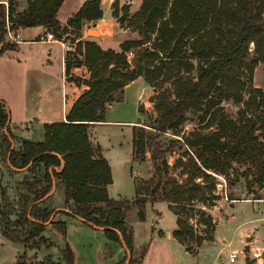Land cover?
<instances>
[{"label":"trees","instance_id":"trees-1","mask_svg":"<svg viewBox=\"0 0 264 264\" xmlns=\"http://www.w3.org/2000/svg\"><path fill=\"white\" fill-rule=\"evenodd\" d=\"M101 1L86 0L63 25L56 19L63 0H25L21 11L16 9L19 0H6L7 8L0 2V52L13 48L14 42L6 41L7 32L20 28L41 26L56 37L78 34L85 22L102 18ZM129 25L138 37L121 41L118 50L86 40L75 55L65 57L67 80L87 88L65 120L43 124L40 140L22 138L12 148L9 110L0 100L5 160L22 173L16 201L0 187V233L5 238L29 249L51 247L52 241L43 234L46 227L51 225L64 234L65 219L72 217L102 229L108 240L131 252L129 212L137 207L136 216L142 221L146 206L166 202L176 216L173 237L187 252L196 254L203 241L213 240L216 221L205 210L193 207L195 203L215 205L219 199L215 175L227 178L235 164L249 166L252 178L247 187L256 184L262 191L257 198L264 199V92L246 88L256 65L261 63L264 69V0H141ZM128 52L137 58L134 67ZM79 66L87 70L86 80L71 73ZM139 76L158 96L152 122L131 128V159L143 161L149 152L153 172L147 179L135 180L131 199L111 198V167L89 131L105 121L109 105L121 101L125 85ZM222 101L242 102L235 119L223 113ZM197 112L206 128L215 126L212 131L164 138L169 130L177 131L188 113ZM178 150L186 157L176 162L180 180L170 174L167 161V155ZM54 186L62 189L65 209L56 210L49 203ZM14 211L17 218L11 222ZM195 211L206 227L204 233L197 234L188 222ZM13 264H74V254L65 242L59 260L47 257L36 262L23 251Z\"/></svg>","mask_w":264,"mask_h":264},{"label":"rangeland","instance_id":"rangeland-1","mask_svg":"<svg viewBox=\"0 0 264 264\" xmlns=\"http://www.w3.org/2000/svg\"><path fill=\"white\" fill-rule=\"evenodd\" d=\"M19 1L23 3L24 0ZM0 2H3L4 7L7 8L6 0H0ZM140 4L141 0H110L111 17H113L117 25H115L114 28V37L117 39L118 43L126 39H135L138 37V31L129 24L132 14L138 10ZM103 7L106 8L107 5L104 4ZM89 32L94 33L95 31L89 29ZM76 35V33H69V35L63 34V41L66 47H69L66 57L75 55L80 48L79 44L81 42L76 41ZM6 36L7 40L11 41L8 34ZM76 78L82 80L80 77L76 76ZM242 80H245V78ZM147 85L150 87V92L143 103L138 105V113L141 116L137 125L142 123L150 124L156 116L154 106L158 91L148 83ZM164 86H168V84L166 83ZM248 86L260 88L264 92V69L261 63L256 65L251 82H246V88ZM245 96L246 93L244 91L242 101H245ZM129 99L127 98V101L129 105L132 106L133 96L131 100ZM220 105L223 108V113L229 119H235L238 110L243 106L242 102L235 103L232 101H222ZM200 115V112L194 114L188 113L185 121L177 131L173 132L169 130L168 133L164 135V138H179L180 136H187L191 132L207 133L212 131L215 126L213 125L206 128L205 121H201ZM14 121L15 110L11 123L12 127L10 128L14 134L12 148H17L22 138L28 137L27 139H37V137H40L41 139L43 134V128L41 126L39 128L31 124L21 127L14 124ZM24 128L29 132L27 133V131H24ZM90 132L93 137L98 139L104 155L108 157L110 162L112 183L108 187L109 196L116 199L124 197L131 199L134 196L135 180L147 179L153 172L150 153L146 152L143 161L133 162L131 159V149L130 162H126L131 144V132L130 128L127 126L102 125L96 126ZM256 133L259 139H262V133L260 131ZM4 154V144L1 143L0 133V187L6 189L10 200L16 201L15 198H17L19 194L16 184L21 179L22 173L8 166ZM180 157H182L184 161L186 160V157H183L182 150H178L175 154L167 155V161L170 166L169 172L179 180L182 178L180 175L181 168L176 167V162ZM251 172L252 169L249 166H238L235 164L233 169L230 170L229 177L226 178L223 175H215L217 180L216 194L219 195V199L215 201L214 204L221 207L220 204H225L231 200H252L257 197H262V191L256 184L252 185L251 188L247 187V182L252 178ZM224 194H226V196H224ZM48 196L49 203L54 209H65V204L62 203L63 192L61 188L54 186ZM233 207L235 209L232 211H230L229 208L223 209L221 216L223 220H225V215L232 212L236 215V218L242 217L244 218L243 221H247L242 224L243 227H250L252 225L249 224V219L262 218L264 216L262 211L263 205L261 203L252 201L238 202V204H235ZM193 208L195 210H205L214 221H216L211 212L213 206L195 203ZM138 210L137 207L132 209L127 218L130 222L127 223L132 225L133 228V252L132 250L131 252L128 250L129 258L128 255L124 256L121 245L108 240L102 230L93 228L71 217L66 220L64 234L57 231L51 225H48L43 234L52 241L53 245L51 247L42 246L38 250L26 248L24 244L9 240L0 233V264H13L18 254L23 253V251H26L29 259L36 262L47 257L53 260H59L60 249L64 246L65 242L72 248L74 264H137L138 260L140 264H213L214 251L205 247L201 252L195 255L191 254L185 250L184 245L180 244L173 237L172 232L176 228V216L171 212L166 202H158L152 206H146L145 219L142 221L138 220L136 216ZM16 214L15 211L11 213V222L17 218ZM189 216L188 222L193 226L194 231L197 234L204 233L206 227L199 221L200 218L198 213L195 211ZM217 218L219 221V217ZM255 225L258 227V232L255 233V236L261 239L260 233L263 231V220ZM11 227L15 228V230H20L18 226L11 224ZM221 228L224 229L227 237L232 239L233 248L241 246L237 233L232 236L230 228L227 226ZM166 234L167 236L171 234L173 238H166ZM244 251H247V248L244 249ZM240 261L238 257L236 262H229V252H225L215 264H239Z\"/></svg>","mask_w":264,"mask_h":264},{"label":"crops","instance_id":"crops-1","mask_svg":"<svg viewBox=\"0 0 264 264\" xmlns=\"http://www.w3.org/2000/svg\"><path fill=\"white\" fill-rule=\"evenodd\" d=\"M85 1L86 0H63L56 13V19L61 25L65 24ZM104 4L107 5L106 8L103 7ZM25 6V0L23 3L19 1V5L16 9L17 11H21ZM100 8L102 10V18L95 22H85L82 29L76 35V41L84 42L90 40L96 42L103 49L110 48L118 50L119 43L114 37L116 22L113 17H111L110 0H102ZM89 29L95 32L91 33ZM46 32H51L55 38L46 41L40 40V37L45 35ZM18 34L19 40L14 42L13 48L0 52V100L4 101L9 110L10 126L12 127L11 123L14 110V124L21 127L33 124L40 128V126L42 127L45 123L65 120L66 113L81 91L86 89L87 86L83 83L77 86L72 81L67 80L64 62L69 47H66L62 38L63 35L62 37H56L52 31L46 30L41 26L20 28ZM65 34L69 35V33ZM1 49L2 44L0 43V50ZM71 73L74 76L80 77L82 80L88 78V72L82 66L74 67ZM149 92L150 87L141 76L129 82L123 89V99L110 104L105 114V121L93 125L90 131L96 126L120 125L129 127L131 132L132 126L137 125L141 116L138 113V105L142 104L144 99L149 96ZM132 96L131 106L127 98L131 100ZM24 131H27V133L29 132L27 129ZM90 131L89 134L91 133ZM90 139L92 142L99 144L98 139L91 134ZM33 140H40V137ZM131 149L132 147L130 144V152L126 157V162H130ZM102 154L104 155L103 150ZM104 157L109 162L108 157L106 155H104ZM246 201L261 203L264 213V199L262 198L231 200L225 204H220L222 208L217 204L214 205L213 210H211L216 220L213 240L203 241L197 253L201 252L205 247L214 251L213 264H215L225 252H229V257L233 253H236L234 262H236V259L239 257L241 260L239 264H244L246 260L250 261V264H264V216L262 218L249 219V224H252L250 227H243L242 224L247 221H243L244 218L242 217L236 218V215L232 212L225 215V220H223L221 216L223 209L229 208V210L232 211L235 209L233 207L235 204ZM62 203L64 204V201ZM217 217H219V221ZM70 218L71 217H67L65 221ZM262 220L263 231L261 233L263 234L260 233L261 239H258V237L255 236V233L258 232V227H256L255 224ZM226 226L230 228L232 236L237 233L241 243L240 247H232V239L228 238L224 229L221 228ZM166 238L173 237L171 234L168 236L166 234ZM121 247L123 248L124 256L128 255L129 258L128 249L124 246ZM246 248L247 251H244ZM256 255H258L259 258H256Z\"/></svg>","mask_w":264,"mask_h":264},{"label":"built area","instance_id":"built-area-1","mask_svg":"<svg viewBox=\"0 0 264 264\" xmlns=\"http://www.w3.org/2000/svg\"><path fill=\"white\" fill-rule=\"evenodd\" d=\"M7 34H8V36L10 37V40L12 41V42H17L18 40H19V34H18V31H15V32H13V31H8L7 32ZM55 37L53 36V34L51 33V32H46L45 33V35H42L41 37H40V40H42V41H46V40H50V39H54ZM132 56H133V54H132V52H128L127 53V58H128V60H129V62L131 61V59H132ZM221 185V184H220ZM224 196H226V194H224ZM226 198V197H225ZM227 199V198H226ZM235 254L236 253H233L232 255H230V257H229V261L230 262H234L235 261ZM256 258H259V256L258 255H256ZM261 264V263H260Z\"/></svg>","mask_w":264,"mask_h":264},{"label":"water","instance_id":"water-1","mask_svg":"<svg viewBox=\"0 0 264 264\" xmlns=\"http://www.w3.org/2000/svg\"><path fill=\"white\" fill-rule=\"evenodd\" d=\"M131 65L132 66H135L137 64V58L136 57H133L130 61ZM102 230V229H101Z\"/></svg>","mask_w":264,"mask_h":264}]
</instances>
